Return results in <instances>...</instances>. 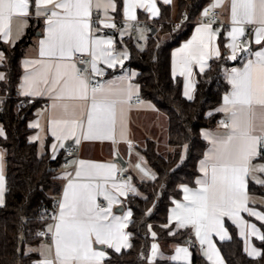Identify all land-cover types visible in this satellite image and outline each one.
<instances>
[{
  "label": "crops",
  "instance_id": "0c3cea01",
  "mask_svg": "<svg viewBox=\"0 0 264 264\" xmlns=\"http://www.w3.org/2000/svg\"><path fill=\"white\" fill-rule=\"evenodd\" d=\"M129 0H113L115 4V10L111 7L107 9L105 13L103 8L97 9L95 7V0L93 2V7L91 9V16L95 10L99 11V18L96 21L89 18L90 29L89 36L92 40L107 41L111 40L112 44L109 48L108 45H103L104 48L110 50L113 56L122 60L123 62H117L114 67H109L103 59L97 60V68L100 70L99 73L92 72V57L89 52H84L87 56V61L84 64H78L75 60L73 53L71 60L58 61L55 58H51L47 55H40V41L44 40L47 36V17L44 15H36L35 0H29V14L27 17L16 15L12 18L10 22V35L5 39L3 33H0V40L7 44L8 46L14 45L18 40H20L26 31L31 28L33 29V35L31 36L30 43L25 47L24 54L21 58V68L22 74L20 83L17 88L18 95L24 97L28 103L33 101H40V103L35 107L31 118L28 121L30 127L33 128V132L30 135V140L35 141L38 147V153L40 155L48 152L52 158H56L59 155L64 156V149L67 146H73L75 148V153L70 156L68 166H62L60 169V178L62 180V190L59 196V203L63 199V193L67 185L71 183L82 184V183H107V190L114 194L118 200L117 203L112 205V214L117 217H123L128 212H131V217L127 223V227L123 229L125 233L129 235L128 243L131 245V233L128 230V225L132 220V210L126 205L127 199L130 195L134 193H139L135 187L134 181L136 178L141 180H152L155 178L154 172L148 166L147 161L143 154V149L145 148L147 142L152 140L156 143L157 150L163 154L167 155L173 150L168 142V117L167 114L160 110L156 104L143 98V102L136 104L132 97L136 95H141L140 85L136 82V76L138 71L133 68L126 67L125 61L128 59L129 51L126 45L117 43L125 37H133L136 40H145L144 46L140 48H145L147 40L150 34L149 24L153 20L159 18L161 14L160 4L169 5L171 7L172 18H176L178 15V0H170L169 3H165L164 0H155L156 8L159 11L158 15H152L147 7L134 8L133 14L135 19H129L126 14V9ZM140 0H137L139 3ZM147 3V0H144ZM217 0H210L206 7L209 8H219L221 11L220 21L217 25H211V31L214 34V38L209 42L208 33L201 32L198 33L197 29L204 25L205 21L194 22L190 34L183 39L176 47L172 49L171 52V73L174 78L179 77L182 81V94L188 91L192 96H195L197 75L198 73L204 72L210 64L212 58H217L226 53L228 58L231 60L233 55V49L229 46L235 43L236 48V59L240 58L238 64L229 66L225 69V77L228 80V74L231 73L233 69H243L245 64H247L249 59L254 60V53L257 51H264V41L261 44L255 43V29L259 27V22L253 24H237L234 25L231 17V0H222L219 7H215ZM49 8L52 5H48ZM142 13V16L140 15ZM114 24V27H105V24ZM136 24V28H132V24ZM233 27H243L244 34L238 35L236 40L233 41L230 33ZM222 35V39H221ZM243 37V41L238 42L237 39ZM208 43L209 47L206 50V56L204 57V70H200V64L196 61H191L189 66L191 68V75H181V69L184 67L185 63L190 61L191 54H199L201 52V42ZM137 45V43H136ZM190 47L186 48L185 46ZM138 46V45H137ZM219 52V55L216 52ZM81 53V52H80ZM126 54V58H125ZM0 75L5 78V72L1 68L4 64L5 54L4 51L0 49ZM31 62V63H30ZM57 63L64 64H75L77 70H81L82 74L80 76L86 77L88 80L89 90L88 98H79V93L75 90V83L70 81L67 86H65L64 77L60 80L59 84L53 87V81L57 78L58 70ZM118 72H114V71ZM65 71L72 72L69 67L67 70L64 67L59 69V73L62 75ZM26 77H32L31 80H26ZM47 79L48 83L44 81ZM99 83L106 90L112 89L113 92L108 95L109 99H116L118 101H125L124 103H117L115 108V120L114 124L108 120H104L101 124V135L105 138L99 139H84L83 135L88 130L87 118L91 106L92 84ZM230 88L224 94L221 104L215 109L216 112L221 114V117L217 124L213 128H203L201 129V137L207 142V147L205 149L204 155L199 159L197 163L198 175L192 184L183 186L182 194L174 199L168 209V225L171 226L172 232H177L180 230H188V235L190 231L194 232V241L198 246V252L210 263L213 264V260H209L205 253L208 251V245H201L199 239L196 237L195 228L191 225L186 227H179L177 222L172 218L173 212L176 209L177 204H186L184 196V188L196 191L200 188L199 180L204 179V173L201 171V162L204 161L208 156L211 155V151L214 148L212 141L217 138L225 137L231 131L232 120L229 113L224 111H219L224 107V97L229 95L232 91V86L229 83ZM131 86V98L128 97V89ZM0 94V100L2 99ZM99 99V95H98ZM191 100V99H189ZM257 117L262 111L258 107L255 109ZM77 121L82 124V127L73 128L71 126V121ZM68 122V123H65ZM243 122V118L242 121ZM224 124H228L229 127H224ZM256 128V133L259 134V129L261 121L257 118L253 121ZM0 131L2 135L5 136V129L0 120ZM73 132L75 133L73 135ZM58 137H60L58 139ZM79 139V143L76 140ZM69 145H66L68 144ZM6 149L0 144V167H2V174L4 177V202H5V187H6ZM185 154V150L183 151ZM123 160L122 162L119 160ZM83 161L85 165V171H88V166L90 165H114L115 171L114 175L105 180L107 176V168L98 170L101 174L95 176L94 178H89L82 172V175L78 178L76 172L80 170V162ZM254 165L258 163H264L263 161L254 159L252 162ZM139 165V167H137ZM143 169L144 171H141ZM97 171V170H92ZM210 171V169H209ZM145 172L148 175H145ZM120 173H128L130 179L124 181L119 179ZM258 175V174H254ZM113 183L117 185H128V188L123 189L125 195H119V192L113 188ZM255 186L254 190L250 189V184ZM260 184L254 183L252 178L249 177L247 180V206L249 209L259 212L264 215V205H262V200L257 197L258 194L264 195V190L262 192L258 191ZM264 188V186H261ZM103 202L105 208L108 206V202L104 199L103 195L97 196V203ZM4 204V203H3ZM0 205V208L3 206ZM119 206H123L122 210H119ZM59 207L57 208L53 217L58 215ZM52 217L48 225H54L56 220ZM222 219L223 230L227 233L229 240L231 238V233L226 225L227 222L232 223L239 237L242 239L244 251L248 256L252 258H258L261 256V248L256 244V240H261L259 236L251 235L250 225H255L258 229L260 235H264L260 223L264 224V221L258 220L255 216L249 215L248 212L241 211L239 213V218H231L224 216ZM47 225V226H48ZM48 237H42L41 241L31 247V251H36L39 254V260L36 262L40 264V261L49 258L54 259L55 249L52 233L47 231ZM244 233L243 235L241 233ZM152 235L151 248L149 252L148 260L149 262H155L157 259H166L175 262H181L184 264H191L193 251L192 248L186 241H174L170 242L168 246H164L158 238ZM212 243L215 245L216 250L220 254V258L223 260V264H226L223 254L218 247L219 236L212 233L210 237ZM157 246V252L155 257L152 253V245ZM97 249L103 250L106 253V257L102 264H107L106 259L110 256L111 251L114 249L108 248L106 245H94ZM103 246V247H101ZM129 247L122 248V250ZM177 248H187L189 255L187 259L181 257L179 259H173L176 256ZM255 249L259 255H249V252Z\"/></svg>",
  "mask_w": 264,
  "mask_h": 264
},
{
  "label": "snow or ice",
  "instance_id": "6c2138e0",
  "mask_svg": "<svg viewBox=\"0 0 264 264\" xmlns=\"http://www.w3.org/2000/svg\"><path fill=\"white\" fill-rule=\"evenodd\" d=\"M94 0H35L36 15L47 17V36L40 41V55L55 58L58 61L71 60L75 52H89L92 57V72L99 73L97 60L103 59L109 67H114L118 58L113 56L112 52L103 47L112 44L111 40L101 41L92 40L89 36L91 9ZM169 3L170 0H164ZM222 0H217L215 7H219ZM48 5H52L51 8ZM147 7L152 15H158L155 0H129L126 14L129 19H135L133 9ZM97 9L103 8L105 13L111 7L115 10L113 0H95ZM29 14V0H0V33H3L5 39L10 35V22L16 15L27 17ZM205 16L208 11H205ZM231 17L234 25L253 24L259 22V27L255 29V43L261 44L264 41V0H231ZM114 24H105V27H114ZM198 33H208L209 42L214 38L211 31V22L205 23L197 29ZM243 27H233L230 35L233 41L238 35H243ZM233 49L232 59H236L235 43L229 45ZM190 47L189 45L185 46ZM209 44L201 42V52L191 54L190 61L185 63L181 69V75H191L189 63L196 61L200 64V70H204V57ZM219 55V52H216ZM255 59H249L243 69H233L228 74L229 83L232 91L224 97V107L219 111L229 113L232 124L231 131L222 138L212 141L214 148L211 155L201 162V171L204 173V179L199 180L200 188L196 191L184 188V199L186 204H177L173 212V219L178 226L183 228L191 225L195 228L196 237L200 244L208 245V251L205 255L213 264H223L219 252L212 243L210 237L212 233L219 236L220 240L228 238L223 230L222 217L228 216L238 219L241 211L248 212L258 220L264 221V215L248 208L247 180L252 178L254 183L264 186V165H254V159H264V51L254 53ZM3 57L0 56V59ZM126 58V54H125ZM31 63V62H30ZM58 74L52 82L53 87L60 83L64 77L65 86L70 81L75 83V90L79 93V98H88V80L79 75V70L75 64L56 65ZM64 67L66 70L70 67L72 72L65 71L62 75L59 69ZM0 79L3 76L0 75ZM32 77H26L31 80ZM48 83L47 79L44 81ZM91 106L88 113V130L84 133V139L105 138L101 133V124L108 120L114 124L115 108L118 101L109 99L108 95L113 92L112 89H105L103 86L93 87L91 89ZM131 86L128 89V97L131 98ZM99 95V99H98ZM188 99L192 96L188 91L185 92ZM261 109L259 116L255 111ZM243 118V122L242 121ZM261 121L259 134L253 124L255 119ZM68 123V122H65ZM73 128L82 127L77 121H71ZM224 127H229L224 124ZM0 131V135H2ZM75 133L73 132V135ZM60 137H58L59 139ZM79 143V139L76 140ZM2 159V157H0ZM139 167V165H137ZM89 170L85 171L84 162H80V170L76 172L79 178L82 172L89 178L100 175V169L107 168L105 180L114 175V165H90ZM210 169V171H209ZM97 170V171H92ZM141 171H144L141 169ZM258 174V175H254ZM145 175H148L145 172ZM119 195H125L123 189L128 185H117L113 183ZM103 195L108 202L106 208L97 203V196ZM4 177L2 167H0V205L4 203ZM116 196L107 190V183H69L64 190L63 199L59 203V213L55 217L56 223L48 225L47 231L52 233L55 256L54 259L45 258L40 264H102L106 257L103 250L97 249L94 245H106L120 253L122 248L131 247L128 243L129 235L123 231L127 227L131 212L125 216L117 217L112 214V205L117 203ZM251 235L259 236L264 240V235H260L256 226L250 225ZM46 233H38L42 235ZM244 234L243 232L241 233ZM155 235V233H153ZM157 252V246L152 245L153 257ZM183 257L187 259L189 252L187 248H177L176 256L173 259ZM249 255H259L255 249L249 252Z\"/></svg>",
  "mask_w": 264,
  "mask_h": 264
},
{
  "label": "trees",
  "instance_id": "16d2710c",
  "mask_svg": "<svg viewBox=\"0 0 264 264\" xmlns=\"http://www.w3.org/2000/svg\"><path fill=\"white\" fill-rule=\"evenodd\" d=\"M209 1L178 0L177 17L181 10L187 12L186 20L178 28L171 26L174 19L171 7L160 4L159 18L150 23L157 31L149 34L145 48L138 47L131 36L117 41L128 48L129 56L124 65L138 71L136 82L140 85L141 96L153 101L167 114L168 142L173 150L163 155L154 141L147 142L142 152L155 178L135 179L139 193L130 195L126 202L132 210V220L128 225L131 247L120 253L111 251L105 260L107 264H149L152 232L164 246L174 241H186L188 237V230L172 232L168 225V209L172 201L182 194L183 186L192 184L198 175L197 163L207 147V142L201 137V129L213 128L219 121L221 114L215 109L230 88L225 69L240 62V58L229 59L226 53L212 58L209 67L198 73L195 96L191 100L182 94L181 79L173 77L172 49L190 34L195 17ZM32 35L33 29L29 28L12 46L0 40V49L5 54L1 67L5 78L0 81V94L3 96L0 120L5 136L0 137V144L7 151L5 202L0 208V264H39L36 262L39 254L28 250V246L41 241L42 237L37 234L50 223L52 218L49 215L55 210L54 202L62 190L59 175L63 156L52 158L48 152L40 155L37 143L30 140L33 128L28 121L40 101L26 105L18 103L21 58ZM258 159L264 162V159ZM254 188L251 183L250 189ZM257 189L259 192L264 190L261 186ZM226 225L231 238L218 241L226 264H264V240H256L262 253L260 257L252 258L244 251L235 226L230 222ZM260 226L264 234V224L260 223ZM192 251L191 264H210L198 249L192 248ZM155 263L184 264L166 259H157Z\"/></svg>",
  "mask_w": 264,
  "mask_h": 264
},
{
  "label": "built area",
  "instance_id": "2783aa9c",
  "mask_svg": "<svg viewBox=\"0 0 264 264\" xmlns=\"http://www.w3.org/2000/svg\"><path fill=\"white\" fill-rule=\"evenodd\" d=\"M205 11H208V15L207 16L204 15ZM220 14H221V11H220L219 8L204 7L197 14V16L195 17V21L196 22H199V21L209 22L210 21L211 25L214 26V25H217L219 23ZM99 16H100L99 15V11L95 10L92 13L91 19L93 21H96V19H98ZM186 18H187V12H186L185 9H183V10H181L179 16L174 18L171 21V26L173 28H178L186 20ZM132 28H136V24L135 23L132 24ZM243 39H244L243 37H240V38L237 39V41L241 42V41H243ZM74 57H75V60L77 61L78 64H84L87 61V56L84 53L77 52V53L74 54ZM81 74H82V71L80 70L79 71V75H81ZM92 87H100V84L99 83H94V84H92ZM18 98H19L18 103L20 105H26L28 103V101L24 97H21V96L18 95ZM132 100L136 104H140V103L143 102V97L141 95H136V96L132 97ZM74 153H75V148L73 146L70 145V146L65 147L63 161H62V165L63 166H68L69 158ZM118 177H119V179L124 180V181H128L130 179V175L128 173H120ZM58 205H59V199L55 200V202H54L55 210H57ZM99 205L101 207L105 208V204L103 202H99ZM55 210L50 213L49 216L51 218L54 216ZM38 233H46V234L40 235L41 237H48L49 236V234L46 232L45 229L40 230ZM186 242L189 244V246L191 248L199 249L198 246L196 245L195 241H194V232L193 231L189 232V235H188V237L186 239Z\"/></svg>",
  "mask_w": 264,
  "mask_h": 264
},
{
  "label": "rangeland",
  "instance_id": "374dc122",
  "mask_svg": "<svg viewBox=\"0 0 264 264\" xmlns=\"http://www.w3.org/2000/svg\"><path fill=\"white\" fill-rule=\"evenodd\" d=\"M162 37H164V36H162ZM136 43H137L138 47H142L145 44V40H143V39L141 40V39L138 38L136 40ZM258 165H264V163H258ZM257 197H259L262 200L261 203H262V205H264V195L263 194H258ZM31 247L32 246H28V250H30ZM149 264H156V263L155 262H149Z\"/></svg>",
  "mask_w": 264,
  "mask_h": 264
},
{
  "label": "water",
  "instance_id": "95a60500",
  "mask_svg": "<svg viewBox=\"0 0 264 264\" xmlns=\"http://www.w3.org/2000/svg\"><path fill=\"white\" fill-rule=\"evenodd\" d=\"M149 28H150V34L153 35V34L156 33L157 29L155 28V26H154L153 24H150V25H149ZM66 145H69V143L66 144ZM119 160L122 162V164L124 163L122 159H119ZM118 209H119V210H122V209H123V206H119ZM101 247H103V246H101Z\"/></svg>",
  "mask_w": 264,
  "mask_h": 264
}]
</instances>
